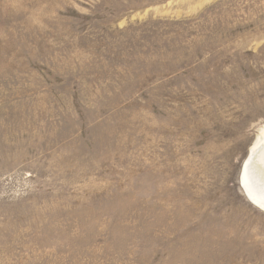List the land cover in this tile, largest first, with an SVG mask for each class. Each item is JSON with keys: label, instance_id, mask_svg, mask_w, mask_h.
Listing matches in <instances>:
<instances>
[{"label": "rangeland", "instance_id": "1", "mask_svg": "<svg viewBox=\"0 0 264 264\" xmlns=\"http://www.w3.org/2000/svg\"><path fill=\"white\" fill-rule=\"evenodd\" d=\"M263 127L264 0H0V264H264Z\"/></svg>", "mask_w": 264, "mask_h": 264}, {"label": "bare ground", "instance_id": "2", "mask_svg": "<svg viewBox=\"0 0 264 264\" xmlns=\"http://www.w3.org/2000/svg\"><path fill=\"white\" fill-rule=\"evenodd\" d=\"M261 130L242 164L240 183L246 198L264 210V129Z\"/></svg>", "mask_w": 264, "mask_h": 264}, {"label": "water", "instance_id": "3", "mask_svg": "<svg viewBox=\"0 0 264 264\" xmlns=\"http://www.w3.org/2000/svg\"><path fill=\"white\" fill-rule=\"evenodd\" d=\"M240 176H241V173H240ZM240 186L242 187L241 183H240Z\"/></svg>", "mask_w": 264, "mask_h": 264}]
</instances>
